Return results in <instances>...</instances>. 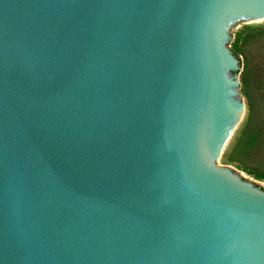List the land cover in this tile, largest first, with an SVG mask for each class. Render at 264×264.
<instances>
[{
  "label": "water",
  "instance_id": "1",
  "mask_svg": "<svg viewBox=\"0 0 264 264\" xmlns=\"http://www.w3.org/2000/svg\"><path fill=\"white\" fill-rule=\"evenodd\" d=\"M264 0H0V264H264V188L216 169L244 109L225 30Z\"/></svg>",
  "mask_w": 264,
  "mask_h": 264
},
{
  "label": "rangeland",
  "instance_id": "2",
  "mask_svg": "<svg viewBox=\"0 0 264 264\" xmlns=\"http://www.w3.org/2000/svg\"><path fill=\"white\" fill-rule=\"evenodd\" d=\"M243 28L250 29L249 33L252 34L253 37L250 38L247 43L242 44V42H240L238 45L237 60L239 62V68L235 75L227 77V79H235V81H238V83L234 85L235 91L233 100L242 101L244 103V109L238 121V126L215 168L234 177H243L264 188V179H255L252 175L246 173V170H254L264 173V134L262 133V136L259 135L251 140L252 129H247L245 125L247 111L245 98L242 95V89L239 82V74L242 72L244 55L250 62H253L256 59H261V61L264 62V22L251 21L225 30V34L230 44L225 48L229 53L231 52L230 48L233 39L238 34L241 36Z\"/></svg>",
  "mask_w": 264,
  "mask_h": 264
},
{
  "label": "trees",
  "instance_id": "3",
  "mask_svg": "<svg viewBox=\"0 0 264 264\" xmlns=\"http://www.w3.org/2000/svg\"><path fill=\"white\" fill-rule=\"evenodd\" d=\"M249 31L250 29L243 28L241 36L238 34L233 39L230 51L236 59H238L237 52L240 42L245 44L253 37ZM239 82L247 111L245 125L247 129H252L251 140H253L259 135L262 136V133L264 134V62L261 59L250 62L244 55ZM246 173L255 179H264L263 172L246 170Z\"/></svg>",
  "mask_w": 264,
  "mask_h": 264
},
{
  "label": "bare ground",
  "instance_id": "4",
  "mask_svg": "<svg viewBox=\"0 0 264 264\" xmlns=\"http://www.w3.org/2000/svg\"><path fill=\"white\" fill-rule=\"evenodd\" d=\"M254 21L259 22L260 20L257 19V20H254Z\"/></svg>",
  "mask_w": 264,
  "mask_h": 264
}]
</instances>
